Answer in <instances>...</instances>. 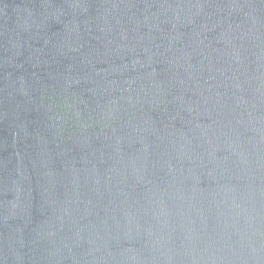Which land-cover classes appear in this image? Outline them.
<instances>
[{
	"label": "water",
	"instance_id": "1",
	"mask_svg": "<svg viewBox=\"0 0 264 264\" xmlns=\"http://www.w3.org/2000/svg\"><path fill=\"white\" fill-rule=\"evenodd\" d=\"M0 264H264V0H0Z\"/></svg>",
	"mask_w": 264,
	"mask_h": 264
}]
</instances>
